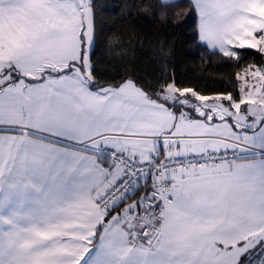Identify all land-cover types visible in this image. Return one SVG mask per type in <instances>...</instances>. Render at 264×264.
Instances as JSON below:
<instances>
[{"label":"snow or ice","instance_id":"6c2138e0","mask_svg":"<svg viewBox=\"0 0 264 264\" xmlns=\"http://www.w3.org/2000/svg\"><path fill=\"white\" fill-rule=\"evenodd\" d=\"M69 2L0 0V212L10 204L30 206L26 213L13 208L0 214V264H264V225L240 229L227 237L216 235L207 249L210 261L192 259L188 249L172 236V230L188 220L209 222L213 227L218 222L225 225L223 233L233 224L232 217L246 206L244 192L249 189L259 194L255 207L264 214V100L250 103L253 89L256 99L264 94V80L247 84L249 75L264 77V63L250 65L244 77L237 74L244 84L236 95L209 96L208 100H218L217 105L195 112L209 126L213 122L227 124L232 135L223 145L181 154L180 141L174 140L176 156L166 157L163 168L145 172L136 165L131 171L126 169L94 196L96 210L87 209L86 224L76 225L86 229L78 237L68 233L70 225L57 219L74 190L82 188L75 178V152L83 146L84 150L110 154L114 164L125 151L112 142L125 134L123 127L77 139L71 134L75 129L69 128L70 123L82 118L89 124L111 120L115 125L103 105L116 94L123 95L127 85L138 89L148 102L175 103L169 97L186 94L178 87L182 81L162 72L153 75L163 84L147 96L139 85L144 77L139 72L128 76L122 71L127 57L125 63L110 68L108 78L113 83L97 87V51L107 38L100 9L115 12L119 5L71 0L70 9ZM188 3L190 12L199 14V42L218 49L226 61L239 62L246 49L264 54V26L243 14V0ZM148 8L154 9L151 0ZM72 10L78 14V55L66 63L50 61L49 57H60L64 51L71 29L61 36L45 24ZM190 39L195 40V35ZM136 40L138 35L125 46L131 48ZM108 48L113 50L110 45ZM131 66H136L135 59ZM145 86L153 88L151 81L146 80ZM162 91L168 96H162ZM225 101L229 109H224ZM113 102L122 104L123 100L117 97ZM180 107L196 106L181 102ZM256 108L261 115H255ZM172 115L184 113L175 108ZM185 157L189 158L187 167L177 164ZM168 160H172V170H168ZM243 160L254 161L253 167L243 166Z\"/></svg>","mask_w":264,"mask_h":264},{"label":"crops","instance_id":"0c3cea01","mask_svg":"<svg viewBox=\"0 0 264 264\" xmlns=\"http://www.w3.org/2000/svg\"><path fill=\"white\" fill-rule=\"evenodd\" d=\"M243 2L245 5L243 14L257 21V26H264V0H243ZM68 6L70 9L73 8L71 0ZM198 24L199 14L197 13V31ZM52 25L56 26L55 29L52 28ZM45 27L61 36L65 35V29H71L70 32H67L65 48L60 54L62 59L58 56H51L49 57L50 61L66 63L78 55V14L74 10L63 17L53 16L51 22L46 23ZM17 39H20V37L17 36ZM202 43L206 45L205 42ZM65 94L73 96V93L70 92H65ZM117 97L123 100L122 104L113 102ZM73 98L78 99V96H73ZM113 100L106 101L103 110L111 115L112 120L116 121L115 125L112 124L111 120L107 124H89L82 118H77L69 124V128L75 129L71 134L77 139H85L87 135L94 134L96 131L123 127L125 134L118 140L112 141L116 147L125 150V154L135 159L149 158L154 160L160 159L166 154H176L177 149L173 143L174 140L180 141L179 152L186 154L193 151L199 152L205 148L221 146L225 143V138L232 135L226 123L213 122L209 126L195 115L190 116L188 113H184L181 117H174L172 115L174 110L171 107L154 101L148 102L145 96L131 85L126 86L123 95L116 94ZM223 107L229 109V105L225 106L223 104ZM199 109V111L203 109L207 111L208 107L207 105H199ZM230 110L235 111V109ZM222 114L227 113L222 111ZM242 115L243 113H238V116ZM255 115L259 116L261 114L255 109ZM109 135H111V132H109ZM75 158L77 161L75 178L77 184L82 185V188L74 190L70 202H65L64 207L58 212L57 219L70 225L67 229L68 233L73 237H78L86 229L76 225L86 224L87 209L96 210V205L93 203L94 196L113 182L119 175L120 170L116 166H111L104 155L94 150H84L83 146H81L80 151L75 152ZM240 163L247 168H252L254 165V161L251 160H243ZM109 167L112 169L111 172L108 171ZM90 188L95 189V191L89 193L87 189ZM258 195L250 189L244 192L247 200L246 206L242 207L238 215L232 217L233 224L226 227L223 233H221V228H224L225 225L218 222V226L213 227L212 223L209 222L188 220L174 228L172 236L188 249L192 254V259L210 261L211 257L208 256L207 249L210 240L216 235L222 234L227 237L240 229L250 230L264 225V214L255 207ZM85 203L86 207L83 206ZM13 208L21 213L30 210L29 205L21 208L18 204H10L0 214H7ZM125 219H128V217H125ZM114 227H118V225ZM98 241L99 235L97 237Z\"/></svg>","mask_w":264,"mask_h":264},{"label":"trees","instance_id":"16d2710c","mask_svg":"<svg viewBox=\"0 0 264 264\" xmlns=\"http://www.w3.org/2000/svg\"><path fill=\"white\" fill-rule=\"evenodd\" d=\"M97 2L110 7L119 5L115 12L100 9V19L104 22L107 38L97 51V87L113 83L108 78L111 75L110 68L113 64L125 63L123 58L127 57V66L122 71L128 76L133 71L139 72L144 77L139 80V85L147 96H151L153 90L163 84L157 83L153 74H171L176 80L183 82L178 87L184 89L186 94L176 93L174 97H169L175 103H166L163 100H153L154 102L172 109L181 105V102L196 106L201 97L225 92L236 95L240 89L237 74L249 65L261 66L264 63V54L258 50L246 49L247 54L239 62L235 59L226 61V57L219 50H210L199 42L197 13L190 12L188 0H180L179 3L176 0H151L154 9L148 8L149 0ZM123 13L128 14L125 19L120 18ZM177 24H182L183 27H174ZM137 35L139 40L131 48L126 47ZM193 35L195 40L190 39ZM109 45L113 50L109 51ZM134 59L136 66L133 68L131 62ZM146 80L152 82L153 88L145 86ZM161 95L168 96L163 91ZM224 105H228L226 101ZM186 109L190 110V116L195 115L194 108Z\"/></svg>","mask_w":264,"mask_h":264},{"label":"built area","instance_id":"2783aa9c","mask_svg":"<svg viewBox=\"0 0 264 264\" xmlns=\"http://www.w3.org/2000/svg\"><path fill=\"white\" fill-rule=\"evenodd\" d=\"M105 151H107V150H105ZM101 155H103V154H101ZM104 156L108 159V162H109V164L111 166H116V167L119 168L120 173L117 176V178H118L119 176H121V175L124 174V172H125L126 169L129 170V171H131L133 168L136 167V165H141L143 171H145V172H147L149 169H153L154 170L156 168H163L164 165H165V163H166L165 158L166 157H173L174 158L176 156V154H166L162 158L157 159V160H154V159H149V158L135 159V158H133V157H131V156H129V155H127V154L124 153V157H117L115 159V163L114 164H113L112 156L110 154L109 155H104ZM145 161H147L146 164L142 163V162H145ZM179 163H183L184 166L187 167L188 164H189V158L185 157V159H183V161H177V164H179ZM167 165H168V170H172V160H168L167 161ZM177 171H179V170L177 169ZM99 210L102 211V209H99Z\"/></svg>","mask_w":264,"mask_h":264},{"label":"rangeland","instance_id":"374dc122","mask_svg":"<svg viewBox=\"0 0 264 264\" xmlns=\"http://www.w3.org/2000/svg\"><path fill=\"white\" fill-rule=\"evenodd\" d=\"M250 66V65H249ZM249 66H247L246 68H244L240 73H239V77H244L245 76V73L246 71L248 70ZM252 66V65H251ZM253 67H257V66H253ZM262 80H264V77L262 76H259V75H256L255 77L253 76H250L248 77L247 79V84L248 85H252V84H259ZM244 84V81L243 80H240L239 79V88ZM207 97L209 96H205V97H201V100H199V104H196V107L194 108V111H199V105H207V107H215L218 103V100L217 99H213V100H208ZM199 98V97H198ZM252 100H256L257 104L259 103V100H264V94H262L259 99H256V94H255V90L253 89V96L252 98L250 99V103L252 102ZM235 103V102H234ZM188 104V103H187ZM176 108H179L180 112L181 113H188L190 112V110L186 109V108H183V107H180V105L176 106ZM174 109V108H173ZM201 111H204L201 110ZM256 111L260 112V109L259 108H256ZM178 117H181V116H178Z\"/></svg>","mask_w":264,"mask_h":264}]
</instances>
